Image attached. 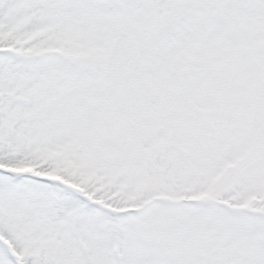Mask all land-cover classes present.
<instances>
[{
    "label": "snow or ice",
    "instance_id": "snow-or-ice-1",
    "mask_svg": "<svg viewBox=\"0 0 264 264\" xmlns=\"http://www.w3.org/2000/svg\"><path fill=\"white\" fill-rule=\"evenodd\" d=\"M0 264H264V0H0Z\"/></svg>",
    "mask_w": 264,
    "mask_h": 264
}]
</instances>
